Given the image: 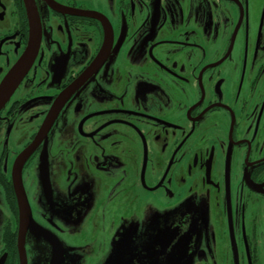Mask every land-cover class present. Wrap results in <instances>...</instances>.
Listing matches in <instances>:
<instances>
[{"label":"flooded vegetation","instance_id":"af4514ba","mask_svg":"<svg viewBox=\"0 0 264 264\" xmlns=\"http://www.w3.org/2000/svg\"><path fill=\"white\" fill-rule=\"evenodd\" d=\"M6 81L0 264L23 192L27 264L86 222L102 263L264 264V0H0Z\"/></svg>","mask_w":264,"mask_h":264},{"label":"rangeland","instance_id":"374dc122","mask_svg":"<svg viewBox=\"0 0 264 264\" xmlns=\"http://www.w3.org/2000/svg\"><path fill=\"white\" fill-rule=\"evenodd\" d=\"M67 231L64 232L61 240L58 232H53L61 241L60 251L61 260L68 264L70 261L75 264H101L105 256V243L101 237L99 227H92L89 223L81 226H65ZM67 232V233H66ZM36 256L40 257L41 264H48L53 254L47 243L41 242L39 248L34 251Z\"/></svg>","mask_w":264,"mask_h":264},{"label":"water","instance_id":"95a60500","mask_svg":"<svg viewBox=\"0 0 264 264\" xmlns=\"http://www.w3.org/2000/svg\"><path fill=\"white\" fill-rule=\"evenodd\" d=\"M6 86L3 87L0 90V107H2L4 104V101L6 99V96L11 89V84L9 81H6ZM20 200L22 202L23 208L22 210V217H21V228L18 230V253H19V258H20V264H27L26 261V253L24 249V238H25V229H26V223L27 221H32L31 213L28 208V202L27 199L25 198L24 192L21 194ZM48 238V237H46ZM49 241L51 242V247L50 245L49 248L52 250L53 254L51 256V259L48 261V264H65L63 260H61V251H60V242L58 240L50 239L48 238ZM184 239H181L173 243L171 245V251H170V257H171V264H191V258L189 255H186V252L188 251L187 248L182 246ZM172 241V237H171ZM179 243L181 245H179ZM120 247H125L121 246ZM39 248V247H38ZM113 252L109 254V257H107L106 263H101V264H148V261H144V259L141 258L142 254H136V251L131 248L127 252H118L116 247H113ZM147 255V253H146ZM136 260H135V259ZM33 264H41L40 263V257L36 256L34 258ZM69 264V263H68ZM152 264H164L163 262H152Z\"/></svg>","mask_w":264,"mask_h":264}]
</instances>
